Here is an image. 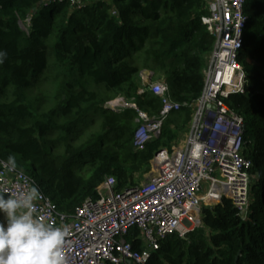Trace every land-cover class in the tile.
Instances as JSON below:
<instances>
[{"label":"trees","instance_id":"16d2710c","mask_svg":"<svg viewBox=\"0 0 264 264\" xmlns=\"http://www.w3.org/2000/svg\"><path fill=\"white\" fill-rule=\"evenodd\" d=\"M206 11V0L97 1L82 9L0 0V159H15L68 217L99 199L107 178L119 190L135 185L192 121L215 45L201 21ZM245 13L246 92L227 103L245 123L249 214L243 219L229 199L204 208L203 225L167 237L149 264H264V0H248ZM145 70L183 107L137 151L139 113L106 105L122 98L159 117L163 103L145 84Z\"/></svg>","mask_w":264,"mask_h":264},{"label":"built area","instance_id":"2783aa9c","mask_svg":"<svg viewBox=\"0 0 264 264\" xmlns=\"http://www.w3.org/2000/svg\"><path fill=\"white\" fill-rule=\"evenodd\" d=\"M49 1L67 2L78 9L97 2ZM247 1L206 0L207 11L201 21L215 45L208 58L205 87L183 145L156 153L147 183L119 190L116 178H107L100 198L87 200L68 217L26 172L0 159V187L15 194L36 188L39 196L34 203L40 219L67 227V264H149L163 240L173 234L186 236L200 228L204 208L214 207L224 199L231 200L241 217L247 218L254 184L250 173L253 164L244 154V119L227 103L232 95L246 92L248 74L240 63V54L248 25ZM141 75L162 100L159 117L151 118L122 98L108 103L114 109L133 108L139 113L136 121L141 126L134 139L137 151L159 137L165 120L183 107L173 100L168 84L153 82L150 71Z\"/></svg>","mask_w":264,"mask_h":264},{"label":"clouds","instance_id":"9594fccd","mask_svg":"<svg viewBox=\"0 0 264 264\" xmlns=\"http://www.w3.org/2000/svg\"><path fill=\"white\" fill-rule=\"evenodd\" d=\"M38 196L36 188L15 194L0 187V213L6 217V226L0 222V264H67V227L40 219Z\"/></svg>","mask_w":264,"mask_h":264},{"label":"rangeland","instance_id":"374dc122","mask_svg":"<svg viewBox=\"0 0 264 264\" xmlns=\"http://www.w3.org/2000/svg\"><path fill=\"white\" fill-rule=\"evenodd\" d=\"M21 26H22V28L26 31V32H28V25L27 24H25V23H21ZM152 77V76H151ZM149 81V80H148ZM155 82V81H154ZM119 100V99H118ZM116 100H113V101H110V102H108V103H111V102H115ZM188 129V128H187ZM187 133H188V131L187 130H185V132H183V133H180V136H179V141L176 143V144H174V145H178L179 143H180V141H183V140H185L186 139V136H187ZM184 143V141L182 142V144ZM173 146V145H172ZM172 146L170 147V148H172ZM174 147V146H173ZM176 147V146H175ZM14 164L16 163V160L14 159V161H12ZM16 165V164H15ZM27 167H28V165H27ZM151 170H152V168H151ZM150 173H151V171L148 173V174H145V173H140V175L137 177V179L135 180V185L136 184H138V185H141V184H144V183H147V181H148V179H149V177H150ZM2 213H0V222H3V223H5V226H6V221H1L2 220Z\"/></svg>","mask_w":264,"mask_h":264},{"label":"crops","instance_id":"0c3cea01","mask_svg":"<svg viewBox=\"0 0 264 264\" xmlns=\"http://www.w3.org/2000/svg\"><path fill=\"white\" fill-rule=\"evenodd\" d=\"M96 1H109V2H112L113 0H96ZM151 79H152V77H151ZM188 130H189V127H188L187 131H188ZM187 134H188V133H187ZM186 137H187V136H186ZM183 141H184V140H183ZM183 141H180V143H179L178 145H181V146H182V145H183V144H182ZM2 217H3V218H2L1 221H6V217H5V215H4L3 213H2Z\"/></svg>","mask_w":264,"mask_h":264},{"label":"water","instance_id":"95a60500","mask_svg":"<svg viewBox=\"0 0 264 264\" xmlns=\"http://www.w3.org/2000/svg\"><path fill=\"white\" fill-rule=\"evenodd\" d=\"M106 107L108 108V109H113V107L111 106V105H106Z\"/></svg>","mask_w":264,"mask_h":264}]
</instances>
